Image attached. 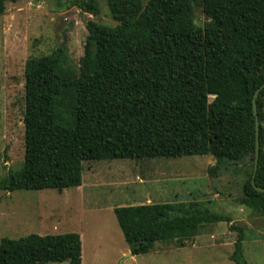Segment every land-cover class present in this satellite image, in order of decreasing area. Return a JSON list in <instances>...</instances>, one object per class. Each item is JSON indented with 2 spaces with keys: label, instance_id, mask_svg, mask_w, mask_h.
<instances>
[{
  "label": "trees",
  "instance_id": "1",
  "mask_svg": "<svg viewBox=\"0 0 264 264\" xmlns=\"http://www.w3.org/2000/svg\"><path fill=\"white\" fill-rule=\"evenodd\" d=\"M0 0V16L7 3ZM93 17L99 0H52ZM114 26L85 24L77 72L62 49L24 64V158L0 177V191L81 185L83 164L209 155L214 166L246 162L238 205L264 219V193L251 184L255 147L252 99L264 83V0H104ZM194 7L206 22L195 23ZM264 189V88L254 100ZM157 111H162L157 114ZM131 256L156 245H191L207 224L236 233L229 261L247 264L244 231L198 202L115 207ZM81 264L77 233L0 239V264Z\"/></svg>",
  "mask_w": 264,
  "mask_h": 264
},
{
  "label": "rangeland",
  "instance_id": "2",
  "mask_svg": "<svg viewBox=\"0 0 264 264\" xmlns=\"http://www.w3.org/2000/svg\"><path fill=\"white\" fill-rule=\"evenodd\" d=\"M99 3L100 14L95 17L77 8L66 9L65 4L52 0H18L5 5L0 16V177L19 170L24 158L25 61L62 49L64 65L77 72L87 35L86 22L116 24L105 1ZM193 10L195 23L202 26L206 22L202 9ZM211 159L204 155L84 163L82 189L76 193L74 188L62 191V195L70 193L83 200L82 213L77 214L80 220L72 217L71 230L61 226L54 229L52 224L56 221H42L39 226L28 219L40 203L64 199L58 191H0V239L77 231L81 235V264H233L229 256L236 233L229 231L224 222L203 226L193 243L185 248L158 244L149 254L127 257L124 251L128 248L114 214L103 209L198 202L212 213L228 216L231 224L243 229V256L247 264H264V219L236 202L246 162L224 163L218 166L216 174H211L208 172ZM16 216L30 222L22 223Z\"/></svg>",
  "mask_w": 264,
  "mask_h": 264
},
{
  "label": "crops",
  "instance_id": "3",
  "mask_svg": "<svg viewBox=\"0 0 264 264\" xmlns=\"http://www.w3.org/2000/svg\"><path fill=\"white\" fill-rule=\"evenodd\" d=\"M211 161L212 162L209 165L212 167V166H214L215 162H214L213 158L211 159ZM242 180H243V175H242ZM83 185H84V180L82 177L81 185L79 187L74 188L73 192L76 193L77 191H79V189H82ZM59 193H60V195H62L63 192L61 191ZM60 197H63V198L65 197V198L62 200H59L57 202H55V201L51 202V200H50L47 204L40 203L39 204L40 206H38V208L36 210H34V214L31 217H28V219H31L30 221L33 223L38 222L39 226H40V223L42 221H47V220L56 221L52 224L54 229H57V228H59L58 226H61L64 228L67 227L68 229L70 228L69 230H71L70 224L73 221L72 217H75V219H77L78 221L80 220V218H79V216H77V214L82 213L81 208H82L83 200L78 198L75 195H71L70 193L62 195ZM52 200H54V199H52ZM120 206H128V205H117L115 207H120ZM115 207L103 208V209L112 211V214H113V209ZM100 210H102V209H100ZM15 219H21V218L16 216ZM28 219L27 218L21 219V222L24 223L23 222L24 220H26V222H30ZM76 232L77 231H74L71 233H76ZM62 234H64V233H62ZM77 234L79 235V233H77ZM52 235H54V234H52ZM80 237H81V235H80ZM129 254L130 253H129L128 249L126 251H124L125 256L132 257Z\"/></svg>",
  "mask_w": 264,
  "mask_h": 264
},
{
  "label": "water",
  "instance_id": "4",
  "mask_svg": "<svg viewBox=\"0 0 264 264\" xmlns=\"http://www.w3.org/2000/svg\"><path fill=\"white\" fill-rule=\"evenodd\" d=\"M263 88H264V83L255 91V93L253 94V99H252L253 115L255 118V121H254V125H255V147H254V150L255 151H254V159H253V172H252L251 184H252V187L254 188V190L257 192H260V193H264V189L259 188V187L255 186V184H254V176H255L256 169H257V162H258V157H259V140H258L259 122H258V114H257V110L255 107L254 100L257 97L260 90Z\"/></svg>",
  "mask_w": 264,
  "mask_h": 264
}]
</instances>
